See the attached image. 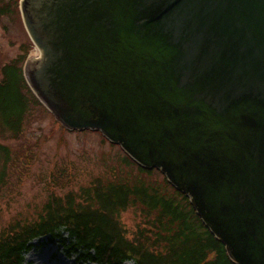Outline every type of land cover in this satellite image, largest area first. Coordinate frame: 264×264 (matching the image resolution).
<instances>
[{
	"label": "water",
	"instance_id": "water-1",
	"mask_svg": "<svg viewBox=\"0 0 264 264\" xmlns=\"http://www.w3.org/2000/svg\"><path fill=\"white\" fill-rule=\"evenodd\" d=\"M26 84L184 194L234 264H264V0H19Z\"/></svg>",
	"mask_w": 264,
	"mask_h": 264
},
{
	"label": "trees",
	"instance_id": "trees-1",
	"mask_svg": "<svg viewBox=\"0 0 264 264\" xmlns=\"http://www.w3.org/2000/svg\"><path fill=\"white\" fill-rule=\"evenodd\" d=\"M8 1L0 0V12L8 10ZM24 59L11 60L0 69V135L4 139L19 137L29 110L42 108L23 77ZM14 158L10 147L0 143V187ZM122 158L123 166L135 168L138 175L155 170ZM70 180L63 170L59 177L52 176V184H61L60 188ZM163 182L173 189L172 194L144 183L141 177L114 176L107 181L96 177L75 191L52 193L32 219L0 229V264H28L25 253L34 240L42 238L59 241L68 254L91 264H234L188 198L165 178ZM135 206L141 208L142 222L130 232L120 215Z\"/></svg>",
	"mask_w": 264,
	"mask_h": 264
},
{
	"label": "rangeland",
	"instance_id": "rangeland-1",
	"mask_svg": "<svg viewBox=\"0 0 264 264\" xmlns=\"http://www.w3.org/2000/svg\"><path fill=\"white\" fill-rule=\"evenodd\" d=\"M35 48L24 28L18 1L9 0L8 10L0 12V69L11 60L28 59ZM0 143L8 145L15 157L0 187V229L32 219L52 193L75 191L96 177L102 181L113 176L132 180L141 177L144 183L172 194L173 189L163 182L159 171L142 176L133 167L125 168L122 157L131 159L119 146L98 132L64 129L43 105L29 110L19 137L4 139L0 135ZM62 170L71 175V180L60 188L61 184H52V176L59 177ZM140 211V207H129L120 215L130 232L142 222ZM24 259L28 264H91L77 260L74 253L68 254L59 241L45 238L34 240Z\"/></svg>",
	"mask_w": 264,
	"mask_h": 264
}]
</instances>
